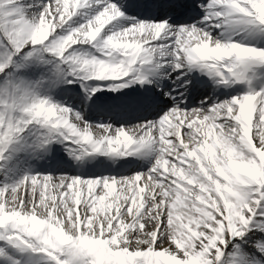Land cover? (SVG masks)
Wrapping results in <instances>:
<instances>
[{
  "label": "snow or ice",
  "instance_id": "6c2138e0",
  "mask_svg": "<svg viewBox=\"0 0 264 264\" xmlns=\"http://www.w3.org/2000/svg\"><path fill=\"white\" fill-rule=\"evenodd\" d=\"M0 264H264V0H0Z\"/></svg>",
  "mask_w": 264,
  "mask_h": 264
}]
</instances>
